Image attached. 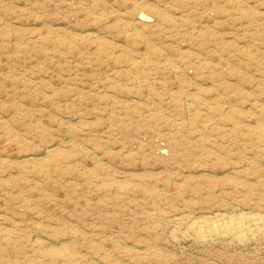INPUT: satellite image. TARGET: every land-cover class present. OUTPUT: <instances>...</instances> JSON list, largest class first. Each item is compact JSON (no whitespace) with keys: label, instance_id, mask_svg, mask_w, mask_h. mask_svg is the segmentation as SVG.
Wrapping results in <instances>:
<instances>
[{"label":"rangeland","instance_id":"374dc122","mask_svg":"<svg viewBox=\"0 0 264 264\" xmlns=\"http://www.w3.org/2000/svg\"><path fill=\"white\" fill-rule=\"evenodd\" d=\"M219 213L264 216V0H0V264H264Z\"/></svg>","mask_w":264,"mask_h":264},{"label":"bare ground","instance_id":"6f19581e","mask_svg":"<svg viewBox=\"0 0 264 264\" xmlns=\"http://www.w3.org/2000/svg\"><path fill=\"white\" fill-rule=\"evenodd\" d=\"M252 215L238 214L233 217H225L219 213L208 217H196L197 219L190 221L187 225L194 237L204 243L225 240L228 237L243 241L256 233L264 234V216Z\"/></svg>","mask_w":264,"mask_h":264}]
</instances>
